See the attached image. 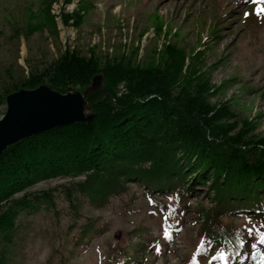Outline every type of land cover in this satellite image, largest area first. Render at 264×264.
Masks as SVG:
<instances>
[{
  "label": "trees",
  "instance_id": "1",
  "mask_svg": "<svg viewBox=\"0 0 264 264\" xmlns=\"http://www.w3.org/2000/svg\"><path fill=\"white\" fill-rule=\"evenodd\" d=\"M54 1H45L44 24L50 21L58 33L51 12ZM84 9L63 13L64 22L73 19L81 25ZM42 27L29 23L25 32L16 29L14 35L29 37ZM156 27L163 31L162 22ZM215 37L221 38L219 32ZM133 51L101 56L95 49L85 55L66 48L42 71H31L0 91L2 104L22 88L47 84L61 93L84 92L95 76L102 77L100 90L85 95L92 120L23 139L0 155V264H15L12 247L23 214L42 208L59 213L56 187L29 190L58 177L72 179L61 187L73 208L72 227H79L72 238L79 250L106 232L97 218L78 225L81 197L94 207H105L135 183L150 196L151 222L130 230L123 246H112L108 257L113 264H146L158 240L173 241L184 228L191 200L204 192L211 206L195 209V249L185 264H264L261 239L256 241L231 221L251 217L258 225L264 222V136L253 134L257 122L239 118L229 101H211L220 86L204 68V49L187 53L168 40L146 64L137 61L138 46ZM156 230L163 233L157 235ZM219 249L226 257L218 255ZM69 262L70 257L60 253L55 264Z\"/></svg>",
  "mask_w": 264,
  "mask_h": 264
},
{
  "label": "rangeland",
  "instance_id": "2",
  "mask_svg": "<svg viewBox=\"0 0 264 264\" xmlns=\"http://www.w3.org/2000/svg\"><path fill=\"white\" fill-rule=\"evenodd\" d=\"M45 1L0 0V91L12 87L31 71H42L66 48L85 55L95 49L104 56L130 55L138 46L137 61L146 64L157 57L156 49L170 40L187 53L195 48L205 50L204 68L211 82L220 86L211 101H229L239 118L257 122L253 134L264 136V0H55L51 12L58 33L50 21L44 24ZM82 6L85 13L81 25H75L73 19L64 22L63 13H72ZM160 22L162 32L156 27ZM29 23L44 27L29 37L24 33L14 35L16 29L25 32ZM217 32L220 39L215 37ZM6 109V102L0 104V117ZM79 179L82 177L75 180ZM71 180L52 178L29 188L41 191L56 187L59 213L42 208L20 217L12 247L15 264H55L60 253L70 257L69 264H113L108 257L112 246H123L130 230L151 222L150 196L135 183H130L127 193L112 198L105 207H94L81 197L78 225L85 218H97L106 232L92 238L85 250H79L72 240L79 227H72L73 208L61 187ZM204 194L191 200L186 224L175 239L158 240L147 253L146 264H185L195 249V209L198 205L211 206ZM231 221L247 232L252 225L264 232V222L258 225L257 221L242 217H232ZM251 235L256 241L261 239L255 229Z\"/></svg>",
  "mask_w": 264,
  "mask_h": 264
},
{
  "label": "water",
  "instance_id": "3",
  "mask_svg": "<svg viewBox=\"0 0 264 264\" xmlns=\"http://www.w3.org/2000/svg\"><path fill=\"white\" fill-rule=\"evenodd\" d=\"M101 85L102 77L97 75L84 92L61 93L41 84L34 89L22 88L9 94L6 112L0 117V155L23 139L63 125L92 120V107L85 95L99 91Z\"/></svg>",
  "mask_w": 264,
  "mask_h": 264
},
{
  "label": "snow or ice",
  "instance_id": "4",
  "mask_svg": "<svg viewBox=\"0 0 264 264\" xmlns=\"http://www.w3.org/2000/svg\"><path fill=\"white\" fill-rule=\"evenodd\" d=\"M261 11H264V9H262ZM245 15H248V13H245ZM247 219H251V217H247ZM254 229L256 230L257 235L261 237L260 242L264 243V232H260L259 229L256 228V225H252L251 227H249L248 228V233L251 234ZM253 247H255V246H253ZM218 255L221 258H224V257H226V252H224L222 249H219L218 250Z\"/></svg>",
  "mask_w": 264,
  "mask_h": 264
}]
</instances>
